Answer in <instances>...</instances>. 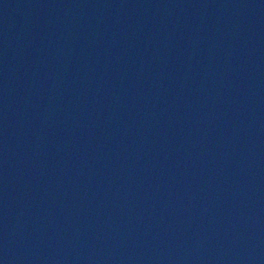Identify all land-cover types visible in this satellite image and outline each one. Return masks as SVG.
Listing matches in <instances>:
<instances>
[{"label":"water","instance_id":"obj_1","mask_svg":"<svg viewBox=\"0 0 264 264\" xmlns=\"http://www.w3.org/2000/svg\"><path fill=\"white\" fill-rule=\"evenodd\" d=\"M0 264H264V0H0Z\"/></svg>","mask_w":264,"mask_h":264}]
</instances>
